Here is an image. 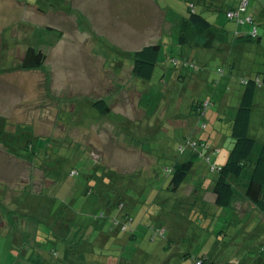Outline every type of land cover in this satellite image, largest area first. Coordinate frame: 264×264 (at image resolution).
Masks as SVG:
<instances>
[{"label":"rangeland","instance_id":"rangeland-1","mask_svg":"<svg viewBox=\"0 0 264 264\" xmlns=\"http://www.w3.org/2000/svg\"><path fill=\"white\" fill-rule=\"evenodd\" d=\"M150 3L169 20L186 13L184 0H0V264H13L11 249L62 264L67 248L92 264H264V215L241 199L243 187L232 208L215 207L211 192L232 147L241 81L264 69V31L261 44L235 45L206 68L184 66L168 35L143 81L132 58L156 39L144 28L156 23ZM27 48L42 52L41 68L20 69ZM101 100L105 115L92 106ZM251 119L259 146L264 88ZM188 160L169 191L173 167Z\"/></svg>","mask_w":264,"mask_h":264},{"label":"trees","instance_id":"trees-1","mask_svg":"<svg viewBox=\"0 0 264 264\" xmlns=\"http://www.w3.org/2000/svg\"><path fill=\"white\" fill-rule=\"evenodd\" d=\"M200 1L203 7L209 8L205 0H186V14L179 20L177 28V45L180 49L191 48L194 43L201 40L203 36L210 31L213 24L208 21L207 15L200 10L195 11ZM240 1L233 6L224 7L222 0H209L213 9L211 14L223 12L225 19L235 25L236 29H246L239 32L235 30L234 37L239 42H256L261 44L259 25L255 22L251 12H249L250 0L246 9L239 12ZM219 4L220 5H215ZM209 10V11H210ZM229 12H238L237 16L230 19L227 17ZM251 19V24L245 22V18ZM254 31V32H253ZM161 45L153 44L142 47L140 50L133 52L132 74L134 77L143 81H149L153 77L155 67L161 57ZM181 53H183L181 51ZM44 62V55L41 51L33 48H27L20 62L21 70H36L41 68ZM177 62L174 63L176 65ZM185 66L188 67V64ZM195 66V65H194ZM221 74L222 72L219 71ZM244 86L243 92L239 99L231 126V139L233 141L231 150L223 165L214 168L216 178L211 188L214 197L213 204L218 209L232 208L237 198L239 187L244 191L241 199L253 206L258 212L264 215V143L257 146L255 140L249 137V126L253 109L254 98L258 89L264 88V69L256 75L241 81ZM94 108L102 115L109 112L108 106L103 100L96 101L92 104ZM31 143V142H30ZM4 144H9L5 141ZM33 147V145H32ZM34 148V147H33ZM193 155L192 153H190ZM192 168V161L176 164L171 172V178L168 190L176 192L183 183L185 177ZM74 176V172H71ZM129 238L134 237L132 235ZM83 244H81L82 246ZM82 254L76 257L71 255L69 249H64L62 264H81L86 263V252L82 249ZM190 257V255H186ZM185 256V258H186ZM89 259V258H88ZM195 264H212L208 263L204 257L193 259ZM89 264L92 262L89 261Z\"/></svg>","mask_w":264,"mask_h":264},{"label":"crops","instance_id":"crops-1","mask_svg":"<svg viewBox=\"0 0 264 264\" xmlns=\"http://www.w3.org/2000/svg\"><path fill=\"white\" fill-rule=\"evenodd\" d=\"M186 0H184L185 2ZM207 4V6L209 8L203 7L204 4L200 1V3H196L197 6L200 10H202L205 15H207V17L211 18V23L213 24V27L210 29V31H208L201 40H198L196 43H194V45L191 48H184L181 49V51L183 53L182 54V61H183V65L185 66L186 64H188V66L191 67H204L206 68L208 66V61L210 60L209 57L211 58H215L218 55H221L223 57H225L233 48L235 45H238L240 43L243 42H239L236 40V38L234 37V32L235 30L242 32L245 31L246 29H241V28H237L235 27V25L233 24L234 27H232L231 25H226L225 23H221L220 24H215L216 23V17L214 18V14H211V10L213 9V6L211 5V2L209 3V0H205ZM211 1V0H210ZM196 2V0H195ZM186 3V2H185ZM250 5H252L251 10L249 12H251L255 22L257 23V25H259V30H261L262 32L264 31V3L260 0L259 2H257L256 0H250ZM236 6V5H235ZM233 6V7H235ZM198 8H195V11H197ZM210 10V11H209ZM146 13L149 15L147 17L152 18L154 20H156V23H152L150 26H146L144 27L145 29H147V31L149 30L151 32V36H153V38L156 39H151V40H147L145 42V44L148 45H153V44H159L162 47V42L163 39V45H166V41L167 39L165 37L169 36H173L176 35V40H177V28H178V24H179V20L185 16V14H181L180 15H174V17L172 19H168L167 16V12L166 10H160L156 5L150 3L148 9L146 10ZM213 17V18H212ZM262 27V28H260ZM260 34V37L262 39V32ZM262 41V40H261ZM219 42V44L217 43ZM230 44V45H229ZM144 47V46H143ZM237 50V49H236ZM238 51V50H237ZM222 57V59H223ZM232 57H228L227 59L225 58V66L228 68V70H230V72L235 70L236 67V63L234 61H231ZM195 61V66L193 64V62ZM185 68V67H184ZM253 73L251 72L248 77H251ZM162 77H164V75H162ZM186 79V76L183 75H178L177 76V80H184ZM160 80L162 81L163 78H160ZM163 82V81H162ZM252 121V119H251ZM251 121H250V125H251ZM250 129V126H249ZM9 152V151H8ZM14 155V154H13ZM25 160V158H23ZM26 161V160H25ZM47 215V213H45ZM0 230L3 229L2 227L3 224L0 223ZM24 225V223H23ZM17 229H14L15 232L19 231ZM24 229H27L26 227H24ZM8 231V228L5 230ZM11 231V230H9ZM24 231V230H23ZM19 236H21L19 233H17ZM28 234L32 237V239L34 240L36 238L37 235V230L34 229L33 227H29L28 229ZM63 234V233H62ZM20 242V240H18ZM28 245H30V243H27ZM26 244V245H27ZM21 249L24 250V253L27 254L29 253V250L26 249L24 244H21ZM13 251V249H11ZM10 252L8 251V254L10 256V258H12V262L13 264H44L43 259H45V261H47L49 259V257H46L44 255H42L39 251V253L37 254V257H34V255L32 256H26V254H16L15 252ZM7 251V250H6ZM17 256V257H16ZM43 258V259H42ZM90 260L86 257V263L82 262L81 264H89ZM91 264V263H90Z\"/></svg>","mask_w":264,"mask_h":264},{"label":"built area","instance_id":"built-area-1","mask_svg":"<svg viewBox=\"0 0 264 264\" xmlns=\"http://www.w3.org/2000/svg\"><path fill=\"white\" fill-rule=\"evenodd\" d=\"M247 5H248V0H241V1H240L239 12L242 13V12L246 9ZM237 14H238V12H229V13L227 14V17L230 18V19H232V18L236 17ZM244 21L247 22V23H250V24H251V19L248 18V17L245 18ZM253 32H254V31H253Z\"/></svg>","mask_w":264,"mask_h":264}]
</instances>
